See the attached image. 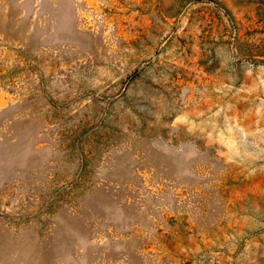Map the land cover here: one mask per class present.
I'll use <instances>...</instances> for the list:
<instances>
[{"label": "rangeland", "instance_id": "rangeland-1", "mask_svg": "<svg viewBox=\"0 0 264 264\" xmlns=\"http://www.w3.org/2000/svg\"><path fill=\"white\" fill-rule=\"evenodd\" d=\"M0 264H264V0H0Z\"/></svg>", "mask_w": 264, "mask_h": 264}]
</instances>
